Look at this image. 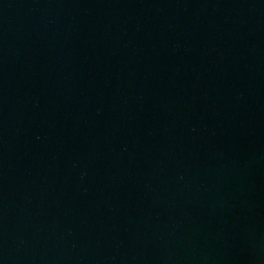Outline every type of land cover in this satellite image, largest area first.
Wrapping results in <instances>:
<instances>
[{"label":"water","instance_id":"95a60500","mask_svg":"<svg viewBox=\"0 0 264 264\" xmlns=\"http://www.w3.org/2000/svg\"><path fill=\"white\" fill-rule=\"evenodd\" d=\"M0 264H264V0H0Z\"/></svg>","mask_w":264,"mask_h":264}]
</instances>
